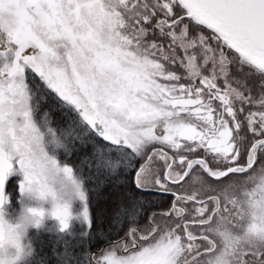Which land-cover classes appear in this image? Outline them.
Listing matches in <instances>:
<instances>
[{"label":"snow or ice","instance_id":"obj_1","mask_svg":"<svg viewBox=\"0 0 264 264\" xmlns=\"http://www.w3.org/2000/svg\"><path fill=\"white\" fill-rule=\"evenodd\" d=\"M31 230L264 264V0H0V264H48Z\"/></svg>","mask_w":264,"mask_h":264},{"label":"trees","instance_id":"obj_2","mask_svg":"<svg viewBox=\"0 0 264 264\" xmlns=\"http://www.w3.org/2000/svg\"><path fill=\"white\" fill-rule=\"evenodd\" d=\"M31 236L38 255L45 257L48 260V264H56V259L52 253L53 240L55 239L54 235L46 230H41L39 233L35 232ZM103 246L104 242L97 240L93 243L92 250L96 251Z\"/></svg>","mask_w":264,"mask_h":264},{"label":"flooded vegetation","instance_id":"obj_3","mask_svg":"<svg viewBox=\"0 0 264 264\" xmlns=\"http://www.w3.org/2000/svg\"><path fill=\"white\" fill-rule=\"evenodd\" d=\"M11 189H12V186L9 185V190L11 191ZM35 232H36V230H31L30 234H31V235H32V234H35Z\"/></svg>","mask_w":264,"mask_h":264}]
</instances>
